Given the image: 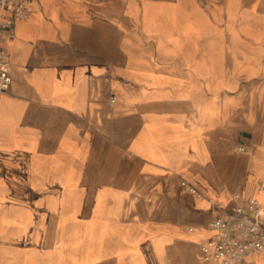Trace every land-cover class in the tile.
<instances>
[{
	"label": "crops",
	"instance_id": "1",
	"mask_svg": "<svg viewBox=\"0 0 264 264\" xmlns=\"http://www.w3.org/2000/svg\"><path fill=\"white\" fill-rule=\"evenodd\" d=\"M13 33L0 156L94 188L98 249L128 256L95 264H202L209 222L264 202V0H33Z\"/></svg>",
	"mask_w": 264,
	"mask_h": 264
},
{
	"label": "rangeland",
	"instance_id": "2",
	"mask_svg": "<svg viewBox=\"0 0 264 264\" xmlns=\"http://www.w3.org/2000/svg\"><path fill=\"white\" fill-rule=\"evenodd\" d=\"M136 15L143 19V13ZM136 29L138 34L143 28ZM14 162L15 157L0 156V264H95L102 258L128 257L98 249L108 226L86 215L94 188L30 186L22 181L29 179L27 173ZM86 227L97 237L88 236ZM87 236L93 241L90 249Z\"/></svg>",
	"mask_w": 264,
	"mask_h": 264
},
{
	"label": "built area",
	"instance_id": "3",
	"mask_svg": "<svg viewBox=\"0 0 264 264\" xmlns=\"http://www.w3.org/2000/svg\"><path fill=\"white\" fill-rule=\"evenodd\" d=\"M32 1L0 0V92L9 91L13 82L7 40L14 36L16 21L30 14ZM239 150L244 148L239 147ZM184 185L202 197L196 188L186 182ZM260 188L264 190V179L260 181ZM209 227L214 236L201 246L199 260L202 264H239L251 254H264V202L258 198L237 195L233 209L211 220Z\"/></svg>",
	"mask_w": 264,
	"mask_h": 264
}]
</instances>
